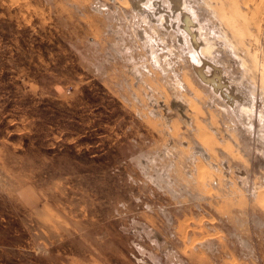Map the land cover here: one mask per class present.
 Segmentation results:
<instances>
[{"label": "rangeland", "instance_id": "374dc122", "mask_svg": "<svg viewBox=\"0 0 264 264\" xmlns=\"http://www.w3.org/2000/svg\"><path fill=\"white\" fill-rule=\"evenodd\" d=\"M190 1L252 127L127 0H0V264H264V0Z\"/></svg>", "mask_w": 264, "mask_h": 264}, {"label": "bare ground", "instance_id": "6f19581e", "mask_svg": "<svg viewBox=\"0 0 264 264\" xmlns=\"http://www.w3.org/2000/svg\"><path fill=\"white\" fill-rule=\"evenodd\" d=\"M127 2L133 6L134 11L140 13L143 22L148 23L152 31L155 32L157 28H160L164 34L175 33L199 78L210 84V88L216 94L223 95L231 103L229 104L223 98L231 106L229 113H233L245 126L252 127L254 125L252 99L239 97V93L233 89L230 76L220 63L221 43L217 40L225 42L228 37L223 30L216 29L214 10L209 12L210 18L201 19L195 3L190 0H127ZM152 24L156 29L152 28ZM226 47L231 48L232 46L227 45ZM153 63L156 67L163 68L156 59ZM185 79H188V84L193 86L192 79L188 75ZM221 84L222 86H220ZM224 92H227L232 98L235 95L236 101L231 100ZM219 106L227 107L222 102ZM193 109L198 113L195 105Z\"/></svg>", "mask_w": 264, "mask_h": 264}]
</instances>
